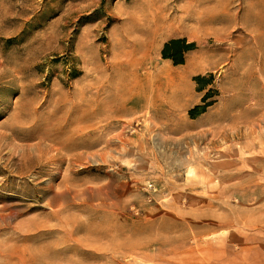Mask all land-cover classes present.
Instances as JSON below:
<instances>
[{
    "label": "rangeland",
    "instance_id": "1",
    "mask_svg": "<svg viewBox=\"0 0 264 264\" xmlns=\"http://www.w3.org/2000/svg\"><path fill=\"white\" fill-rule=\"evenodd\" d=\"M179 5L140 71L181 76L170 116L116 65ZM0 264H264V0H0Z\"/></svg>",
    "mask_w": 264,
    "mask_h": 264
},
{
    "label": "bare ground",
    "instance_id": "2",
    "mask_svg": "<svg viewBox=\"0 0 264 264\" xmlns=\"http://www.w3.org/2000/svg\"><path fill=\"white\" fill-rule=\"evenodd\" d=\"M176 7L177 9L171 12L167 9H155L149 12L143 21L132 29V33L138 34V36H136L138 38L125 39L124 44L129 50H126L123 55V60L116 65L120 71L124 70L127 74L125 80L119 83V89H126V91H128L127 93L134 97L144 94L151 105L157 100L154 96L155 93L160 91L161 94L163 93L162 97H164V100L166 99V101L171 104V110L168 112L170 116L176 115L173 110V103L184 94L179 82L181 76L173 72L169 64L164 65L156 72L148 70L145 72L140 71L142 68H145L147 64L146 51L149 39L145 38V36L147 37L148 34L157 35L163 33H168L169 35L188 33L193 36L197 33L194 31L196 25L193 27L187 24H190V22L192 24L194 22L199 23L200 17L198 13H192L191 10L181 7L180 5ZM115 71L116 68L114 74L111 76L112 78H115L117 75ZM101 89L102 88L98 86L96 92L98 96ZM167 93L170 96H168ZM124 104L123 101H120L113 107H101L100 109L102 111L100 114L104 116L122 115L125 111Z\"/></svg>",
    "mask_w": 264,
    "mask_h": 264
},
{
    "label": "trees",
    "instance_id": "3",
    "mask_svg": "<svg viewBox=\"0 0 264 264\" xmlns=\"http://www.w3.org/2000/svg\"><path fill=\"white\" fill-rule=\"evenodd\" d=\"M195 48L196 44L194 42L189 43L185 38H173L164 44L162 56L164 59L172 60L175 65H183L186 62V53ZM196 80L201 82L200 77H198ZM201 110L202 111H200V107H196L190 112V114L192 116L198 115L203 113L205 109L202 108ZM197 111H199V113Z\"/></svg>",
    "mask_w": 264,
    "mask_h": 264
},
{
    "label": "crops",
    "instance_id": "4",
    "mask_svg": "<svg viewBox=\"0 0 264 264\" xmlns=\"http://www.w3.org/2000/svg\"><path fill=\"white\" fill-rule=\"evenodd\" d=\"M151 36H154L153 34H148L147 35V38L149 39V37ZM170 39H172L171 37L170 38H167L165 41H163V44L166 43L167 41H169Z\"/></svg>",
    "mask_w": 264,
    "mask_h": 264
}]
</instances>
